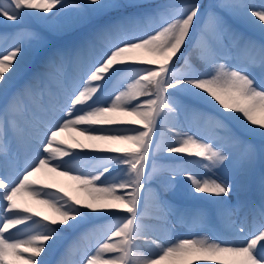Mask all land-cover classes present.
I'll use <instances>...</instances> for the list:
<instances>
[{
    "label": "snow or ice",
    "instance_id": "1",
    "mask_svg": "<svg viewBox=\"0 0 264 264\" xmlns=\"http://www.w3.org/2000/svg\"><path fill=\"white\" fill-rule=\"evenodd\" d=\"M64 7L74 9L70 16L60 14ZM246 7L245 18H255L251 23L264 36V5L255 9L240 0H0L5 22L30 15L41 25L21 30L39 63L19 87L14 81L25 60L22 42L0 52V264H49L59 243L69 240L67 254L97 229L103 237L72 264H264V169L254 174L257 159L264 163V75L257 79L250 67L227 62L230 47L242 45L264 71V40L246 37L216 11L238 17ZM68 33L77 36L71 49L51 47L49 35ZM85 52L93 59L81 67ZM194 53L201 67L193 65ZM70 56L71 75L65 70ZM189 116L206 120L214 139L178 126ZM164 127L171 143L163 141ZM70 129L77 136L68 143L60 137ZM13 139L26 145L27 158L10 175ZM161 153L177 160L195 156L207 173L158 164ZM43 170L74 181L84 196L43 183ZM153 179L162 192L154 193ZM146 193H153L163 220L184 215L182 201L199 197L208 201L198 209L202 217L219 216L242 235L245 228L232 219L242 206L251 204L261 224L238 242L207 236L165 242L153 238L145 223ZM23 194L53 215L22 203ZM257 195L258 203L252 199ZM100 221L109 223L104 228ZM56 264L69 262L62 254Z\"/></svg>",
    "mask_w": 264,
    "mask_h": 264
},
{
    "label": "rangeland",
    "instance_id": "2",
    "mask_svg": "<svg viewBox=\"0 0 264 264\" xmlns=\"http://www.w3.org/2000/svg\"><path fill=\"white\" fill-rule=\"evenodd\" d=\"M246 0H240V2L245 3ZM155 4H167V3H188L192 2V0H152ZM204 5H208L209 3L216 4L219 3L220 0H199ZM73 3H80V0H65V5H72ZM247 5V4H246ZM256 4L251 5L252 8L259 9V7L255 6ZM60 7V6H58ZM69 8V11L64 16H70L74 11L71 7H64L61 9V13L65 12V10ZM247 8V7H246ZM55 11V10H54ZM220 15H222L230 24H232L238 31L244 32L243 29L239 30L241 24L236 21V17L228 15L227 12L217 9ZM60 13V14H61ZM239 18V16H238ZM250 29L251 27H245ZM30 29H41V25L38 21L34 19V17L30 15H26L25 18L20 22H5L3 18H0V52L6 51L15 46L18 41L22 42V47L25 49L24 54H26L24 65L22 71H19L14 84L16 87L22 85L31 75V71H34L36 66L38 65V61L36 63L33 62L32 48L30 47V43L27 39L22 38L21 30H30ZM252 29V28H251ZM77 40V36L73 33L65 34L61 37L56 36H48V41L52 48H68L71 49ZM225 43H228L226 40ZM243 46L239 45L236 47H230L229 49V59L228 63L235 66L240 67H250L252 75L256 76L259 79L262 75H264V71L259 67L258 60L255 64L252 63L251 57L253 54H248L246 57L242 54ZM72 56L69 57L67 62L66 71L71 75L73 73L75 67L74 59H71ZM93 59V54L85 52L80 56L79 61L83 63H87L89 65ZM26 61V62H25ZM222 63L226 61H221ZM83 63L80 64L82 67ZM192 63L196 67H201L202 62L198 59L196 54H193ZM180 67V65H177ZM4 100L0 98V108L3 107ZM38 113V112H37ZM36 113V114H37ZM38 117V115H37ZM204 119L197 118L195 116H189L188 118H182L179 127H181L184 131H191L196 135L200 136L205 140L214 139L213 129L211 125L208 123L203 124ZM174 121H170L169 123H173ZM23 123H21V127H23ZM11 131V130H10ZM67 137L70 141L73 140V137L77 136L76 132H72L70 130H66ZM12 134V132H11ZM159 138V136H158ZM253 142L259 143L258 137H253ZM163 141L165 144L171 143L172 138L171 134L167 131V127H164V136ZM27 152V147L23 146L21 149L16 152H9L10 159L15 162L14 166H10L8 168V174L15 175L17 172L23 169L25 165V160L27 156L25 153ZM2 153H0V156ZM158 164H169V163H180L189 171L199 172V173H207V170L201 167L199 158L195 156H185L181 160L176 159V154H160V159L156 161ZM4 165V164H3ZM264 169V163H262L259 159H257L254 174L256 177H259L261 170ZM5 171L4 168H0V174H3ZM217 176H223L222 169H216ZM48 174L49 177L44 176V174ZM162 176H166L167 172L161 173ZM38 178L49 179L51 183L56 184L66 191H71V185L68 184L64 179L53 176L49 171H42L38 174ZM41 181V180H40ZM42 181V182H44ZM177 182L183 186L187 184V180L182 177H177ZM150 186L154 190V193H160L163 191L161 187L160 181L158 179H153L150 181ZM58 187V188H60ZM75 190V187L72 188ZM147 200V212L148 215L145 216V223L149 225L150 232L153 238H159V240H163L165 242L174 241L180 237H192V238H202L207 236L210 239H227L233 241H239L243 239L245 235L253 233L261 224V219L256 211L252 210L251 204H247L242 206L239 211L232 217L233 220L236 221L237 225L243 226L245 228V234L238 233L235 229H231L228 227L225 220L219 216H215L211 213L205 216H201L199 214L198 209L206 207L208 205L207 200L197 198H186L182 201V206L187 209V212L182 216H177L175 214L169 215L166 220L160 219V213L154 200L153 203L149 206L148 199L154 198L153 193H146ZM152 196V197H149ZM28 195H21L20 200L22 203L29 204L28 206L32 207V200L28 198ZM168 199H172L171 194H167ZM234 199V198H233ZM258 203V195L252 198ZM28 201V202H27ZM31 204H30V203ZM143 209V205H142ZM184 218V220H183ZM177 220L179 223H177ZM108 221H100L99 224L103 225L106 228ZM103 230L97 229L87 233V235L75 243V248L71 249L72 254H64L65 248L68 246L69 242H62L58 244L57 248L51 254V257H48L49 264H56L58 260L62 258L69 264L72 262H78L81 260L85 251H91L94 249V245L96 242L103 237ZM239 239V240H237ZM158 240V242H159ZM78 243V244H77ZM143 243V241H141ZM56 251L60 252V255L55 256ZM63 251V252H62ZM165 264H169V262H165Z\"/></svg>",
    "mask_w": 264,
    "mask_h": 264
},
{
    "label": "bare ground",
    "instance_id": "3",
    "mask_svg": "<svg viewBox=\"0 0 264 264\" xmlns=\"http://www.w3.org/2000/svg\"><path fill=\"white\" fill-rule=\"evenodd\" d=\"M80 3H83V0H80ZM245 3L247 4V5H249L250 7H251V5H253V4H256L255 6H257V7H259L258 5H264V0H246L245 1ZM252 8V7H251ZM249 10H250V8H243V9H240L239 10V12H240V15H239V18L238 17H236V21L237 22H239L240 24H241V27H240V29L239 30H241V29H243L244 30V35L246 36V37H250L251 39H253V40H255V41H257L258 43L259 42H261L262 40H264V36H262V34L260 33V31H259V29L258 28H256L252 23H251V21L252 20H254L255 18H252V17H247V18H245L246 17V14L249 12ZM69 11V8H67L66 10H65V12H62L61 13V15L62 16H64L67 12ZM245 27H251L250 29H247V28H245ZM242 32V31H241ZM242 54H243V56L244 57H246V55H248V54H251V52L250 51H248V50H246L244 47H243V50H242ZM253 54V53H252ZM24 56L26 57V54H24ZM19 59V58H18ZM26 62V61H25ZM23 65H24V63L22 64V66H21V68H20V70L19 71H22V69H23ZM71 83V82H70ZM207 123V125H208V122L206 121V120H203V124H206ZM70 131H72V132H75V131H73V130H71L70 129ZM67 132L65 131L64 133H62L61 134V139H64L65 141H67L68 143H71L72 141H70L69 139H68V137H67ZM14 151H15V147H11ZM44 171H48V170H44ZM50 172V171H49ZM52 173V175L53 176H57V177H60V178H62V179H64L68 184H70L71 185V187L72 188H74L75 187V189H76V191L75 190H72V188H71V191H73L72 193L74 194V195H77V196H80V197H83L84 196V193H82V192H80V191H78L77 190V187H76V184H75V182L74 181H71V180H69L67 177H64V176H61V175H59L58 173H55V172H51ZM44 176H46V177H49V175L48 174H44ZM40 180L41 181H44L43 179H41L40 178ZM43 183H48V184H51V185H53V186H55V187H60V186H58V185H56V184H53V183H51V181L49 180V179H46ZM60 188H62V187H60ZM24 196L26 195V194H23ZM149 197H152V196H149ZM28 198H30L31 200H32V208H34L35 210H38V211H41L42 213H44V214H46V215H53V213H52V211H51V209H49L46 205H42V204H39V203H37V201L36 200H34L32 197H28ZM155 199L154 198H149L148 199V205L150 206L152 203H153V201H154ZM28 202V201H27ZM30 203V202H29ZM31 204V203H30ZM27 205H29V204H27ZM62 242H69V240H64V241H62ZM61 242V243H62ZM60 244V243H59ZM78 244V243H77ZM72 248H75V244L72 246ZM71 248V249H72ZM71 249H70V251L67 253V255H69V254H72V252H71ZM65 251V250H64ZM63 252V251H62ZM58 255H60V252L59 251H56V253H55V256H58ZM50 257H51V255H50Z\"/></svg>",
    "mask_w": 264,
    "mask_h": 264
}]
</instances>
